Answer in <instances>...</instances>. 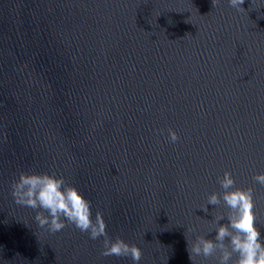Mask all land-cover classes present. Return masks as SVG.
Segmentation results:
<instances>
[{"label": "water", "instance_id": "water-1", "mask_svg": "<svg viewBox=\"0 0 264 264\" xmlns=\"http://www.w3.org/2000/svg\"><path fill=\"white\" fill-rule=\"evenodd\" d=\"M22 171L75 184L139 264H218L188 242L227 215L225 171L264 234V0H0V264H133L39 227Z\"/></svg>", "mask_w": 264, "mask_h": 264}, {"label": "clouds", "instance_id": "clouds-1", "mask_svg": "<svg viewBox=\"0 0 264 264\" xmlns=\"http://www.w3.org/2000/svg\"><path fill=\"white\" fill-rule=\"evenodd\" d=\"M218 0H213L214 6ZM229 6L239 10L244 0H228ZM170 142L180 137L173 129H168ZM264 186V172L253 177ZM222 193H212L208 204L221 203L228 213L215 217V233L212 239L197 236L188 242L190 260L193 256L216 257L218 264H264V234L258 229L253 212V189L235 187L236 181L230 171L218 178ZM12 196L18 205L29 207L36 212L35 220L39 227L47 228L53 234L68 225L87 233L92 240L103 237L102 256L130 257L133 264H139L142 250L121 237L109 236L107 222L102 211L93 215L92 202L62 174L51 172L22 171L11 184ZM207 210V206L205 208ZM225 223H220L225 221Z\"/></svg>", "mask_w": 264, "mask_h": 264}]
</instances>
